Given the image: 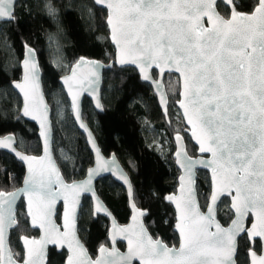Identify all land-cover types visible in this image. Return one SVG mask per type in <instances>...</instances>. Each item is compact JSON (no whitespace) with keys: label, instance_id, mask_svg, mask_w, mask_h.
<instances>
[{"label":"snow or ice","instance_id":"obj_1","mask_svg":"<svg viewBox=\"0 0 264 264\" xmlns=\"http://www.w3.org/2000/svg\"><path fill=\"white\" fill-rule=\"evenodd\" d=\"M109 10L108 24L111 38L118 49L119 62L139 69L144 81H150L160 90L162 76L157 80L151 70L159 74L179 73L183 79L180 107L191 126V135L199 144L201 156L210 154L211 159L188 155L186 148L178 150L177 163L184 170L188 183L192 185L186 198L175 201L178 210L175 228L180 233L179 248L169 247L160 239H153L142 226L139 233L130 228L113 225L114 233H124L129 252L121 254L114 247L99 249L101 256L92 260L76 238L77 197L92 191L94 176L108 172L117 180L132 187L128 177L119 170L115 159H104L89 133V142L96 152V167L89 169L88 179L83 182L65 183L51 156V122L42 97L29 106L25 85L14 87L24 92L26 103L23 115L39 120L40 135L44 140L43 156H28L14 147V137L0 138V149H9L27 164L25 187L22 194L28 199V215L33 226L44 230L40 240L22 237L25 254L16 259L6 241L5 231L17 225L14 212L16 192L0 191V264H46L45 246L59 244L71 235L70 252L78 250V259L72 255L67 264H233L237 248V237L246 234L250 247L251 264H264V0H255L249 12L236 11V0H221L228 14L217 11V0H93ZM16 0H0V21L11 22L15 18ZM54 13L53 8H49ZM83 58L77 66L84 64ZM24 81L35 90L39 87L35 54L27 49L23 62ZM93 67H98L93 65ZM76 77L64 78L72 96L75 119L80 121L77 94L69 83ZM98 79V76H97ZM90 82L84 90L95 97ZM96 98V108L102 106ZM160 102L166 111L163 95ZM79 127L86 129L82 122ZM175 139L182 141L177 133ZM198 167L211 169L210 204L207 212L200 210L195 201V171ZM183 182L185 176H181ZM184 185L181 184V191ZM227 194L232 198L235 219L228 228L215 219V205ZM57 199L64 201V232L51 220L53 205ZM35 204V211L32 205ZM136 208L135 203L132 204ZM107 213L99 201L94 214ZM139 216L145 215L137 210ZM254 217L251 226L245 221ZM133 221L137 217L133 216ZM131 233V234H130ZM115 235H113V242ZM260 244L262 254L255 251ZM31 245V247L29 246ZM38 246V247H37Z\"/></svg>","mask_w":264,"mask_h":264},{"label":"trees","instance_id":"obj_2","mask_svg":"<svg viewBox=\"0 0 264 264\" xmlns=\"http://www.w3.org/2000/svg\"><path fill=\"white\" fill-rule=\"evenodd\" d=\"M239 12H249L255 0H236ZM49 8L55 11L51 13ZM221 15L228 9L218 4ZM107 12L95 6L93 0H26L15 10V20L0 24V136L14 134L17 148L28 155L39 156L41 144L38 129L21 116V100L12 84L21 80L24 47H33L43 71V86L52 108L54 155L67 182L85 177L93 157L85 137L71 116L70 104L60 79L81 58L115 60V50L109 39ZM169 96L167 113H163L152 88L141 82L136 70L114 66L104 73L103 105L105 112L94 111L88 99L84 101V120L92 128L106 156L115 153L129 174L134 188L136 206L147 212L145 224L156 239L168 246H178L174 232L175 212L165 202L178 187L179 171L175 166L173 137L184 134L186 126L176 106L179 99V79L167 76ZM156 142H158V145ZM187 150L196 156L197 149L187 139ZM24 166L14 157L0 151V191L12 192L23 183ZM209 176L199 173L198 191L201 206L206 208L210 190ZM97 191L121 225L128 223L131 213L125 190L111 178L98 182ZM229 200L220 205L219 220L227 226L233 220ZM18 227L11 235V248L23 257L22 237H38L31 229L22 202L18 207ZM109 221L95 217L89 199H85L79 217V233L90 255L95 258L100 247L108 245ZM124 249L123 244H118ZM249 241L239 242L238 264H248ZM255 250L259 252L260 244ZM66 252L49 251L48 264H64Z\"/></svg>","mask_w":264,"mask_h":264},{"label":"water","instance_id":"obj_3","mask_svg":"<svg viewBox=\"0 0 264 264\" xmlns=\"http://www.w3.org/2000/svg\"><path fill=\"white\" fill-rule=\"evenodd\" d=\"M23 1H26V0H16V4H15V8H14V11L16 10V7L19 3L23 2ZM221 3V0H217V4ZM96 7L98 8H101V9H104L106 12H107V20H106V24H107V28L109 30V39H110V42H111V45L113 46L114 50H115V60L110 62L109 64H105L103 63L101 60H98V59H94V58H88V57H81L83 58V61L85 62L84 64L80 65V66H77L78 65V62L81 61V58L71 67L70 71L68 74H66L65 76H63L61 79H60V83H61V86L63 88V91H64V94L66 95L67 99H68V102L70 104V110H71V116L73 118V121L76 125V127L78 128V130L80 131V133L85 137V142H86V145L87 147L89 148L91 154H92V157H93V164L90 168H88L87 172H86V175L83 179L81 180H78V181H75V182H83L85 180L88 179V171L89 169H93L96 167V152L94 150V148L92 147V144L89 142V133H91V139L94 140L95 142V147L99 149L100 151V154L101 156L106 159V160H112V159H115L117 165L119 166V170L121 172H123L129 179L130 183H131V187H132V196L130 197L129 196V192H128V185L124 184L122 181H119L117 180L114 176H112L110 173L108 172H102L100 175L98 176H94L93 177V180H92V191H89V192H86V193H82L80 194L77 199L79 200V204L76 205V209H77V218H76V229H75V232H76V238L79 240L80 244L83 245L84 249L86 250V254H87V257L91 258L92 260H96L98 259L100 256H101V253L99 251V248L98 251H97V255L95 258H93L86 245L84 244L83 240L81 239V236H80V233H79V217H80V213H81V208H82V205H83V202H84V199L85 198H88L90 200V203H91V209H92V212H93V215L95 217H103L105 219H107L109 221V230H108V245H105L103 247L107 248L108 250H112V248L114 247L115 249H117L121 254H127L129 252V244H128V240L125 238V234L124 233H119V232H115L114 233V229H113V225H117L119 227H127V228H130L131 232H135L136 234L139 233V229L140 227L142 226L143 228H145L147 230V234L152 236V234L149 232L146 224H145V217L147 216V212L145 210H142L140 209L138 206H136L135 209H133L132 207V204L135 203L134 202V188H133V184H132V181H131V178L129 176V174L127 173V171L124 169V167L122 166L121 162L119 161L118 157L116 156L115 153H112L110 154V156H106L104 154V152L102 151V148L100 147L99 145V142L92 130V128L90 127V125L84 120V101L86 99H88L91 103V106L92 108L94 109L95 112H97L98 114H103L105 112L104 110V105H103V86H104V73L105 71H108V70H111L114 66H116L117 68L119 69H126V68H130V69H134L137 71L139 77H140V80L142 83L144 84H148L152 90H153V93L154 95L156 96L157 98V101H158V104L162 110V112L165 114L167 113L168 111V106H169V96H168V92H167V89H166V85H165V79L167 76H171V75H174L176 76L178 79H179V85H180V93H179V100L176 102V106L178 108V110L180 111L181 115H182V118H183V121H184V124L186 126V130H185V134L188 135L190 141L192 142V144L196 147L197 149V155L194 157V156H191L189 153H188V150H187V141L185 139V136L182 135V134H179L180 136L183 137V140L182 141H177L175 139L176 135L173 137V140H174V144H175V152L173 154V158H174V161H175V166L176 168L178 169L179 171V177H178V187H177V190L176 192L174 193H171V194H168L165 198V202L169 205L172 206L174 212H175V224H174V232L176 233V235L178 236V246H173L175 248H179L180 246V233H179V230H177L175 228V225L177 223V217L179 215L178 213V210H177V207H176V202L175 201H169L167 199L168 196H175L178 200L181 199L182 197L186 198L189 194V191L191 190L192 188V185H190L188 183V179L184 173V170L179 166V164L177 163V157L175 156V153L176 151L178 150V147L180 148V150H184L186 148V151L188 153L189 156L193 157V158H196V157H200V158H205V159H211V156L210 154H204L203 156H201L200 152H199V144L198 142L196 141V138L195 137H192L191 135V126L188 125L186 123V119L184 118L183 116V112H184V109L180 107V101L183 100V96L181 95L182 91H183V87H182V84H183V79L182 77L180 76L179 73H175V72H168L167 70L162 73V74H159V69L157 68H153L151 70V73H152V76L153 77H156L157 80L159 81V79L161 78L162 76V79H163V83L161 84V88L160 90H157L155 88V85L152 84L150 81H144L142 79V74L140 73L139 69L135 66H132V65H122L120 62H119V56H118V49H117V46L115 44V42L112 40L111 38V27L110 25L108 24V16H109V10L107 9L106 6H102V5H98L96 3H94ZM217 11H218V7H217ZM236 11L237 8H236ZM219 12V11H218ZM15 18L12 20L14 21ZM11 21V22H12ZM0 23H9L7 21H0ZM32 49L34 54H35V61L37 63V68H38V83H39V87L35 90L32 89L31 85L30 84H25V81H24V67H23V62L24 60L26 59V55H27V49ZM93 65H97L98 67H93ZM21 68H22V77H21V80L17 81V82H14L12 84V88L14 90V92L19 96L20 100H21V116L29 123L31 124H34L36 126V128L38 129V137H39V140H40V144H41V154L39 156H43L44 155V140H43V137L40 135L41 133V126H40V122L39 120H33L31 119V117L29 116H24L23 115V108L25 106V103H26V99H25V94L24 92L20 91V89H17L14 87V84L15 83H21V84H24L25 85V91L28 92V100L27 102L29 103V106L31 107L32 104L34 103H38L42 97V101H43V104L41 105V107H44L46 106L47 109H48V113H47V116H48V120L51 122V156H52V159L54 161V163L56 164V166L58 167L59 171H60V174L62 176V178L64 179L65 183H72V182H67L66 179L64 178L63 174H62V171L60 169V166L56 160V157L54 155V149H53V143H54V132H53V121H52V108L47 100V97H46V94H45V91H44V86H43V71H42V68H41V64H40V60H39V56H38V53L37 51L31 47V46H28L26 45L24 47V58L22 60V63H21ZM73 69H75V72H76V77L74 80L70 81L69 83L72 85V88H71V91L76 93L77 94V103H78V108H79V114H80V121L78 122L76 119H75V111L73 110V107H72V96L69 94V86L67 84L64 83V78L65 77H68V76H71L72 74V71ZM97 76H98V79H97ZM95 81L94 83L91 84V87L95 90V97H98L99 98V102L101 104V108L100 109H97L96 108V98L93 96V95H90L88 91H85L84 89L86 87H88V85L90 84V82H93ZM161 95H163L164 99L166 100V104H167V108H166V111L164 109V106L161 104L160 102V97ZM82 122L84 125H86V129H82L79 127V123ZM5 136H12L14 137V147L16 148L17 151H20L18 148H17V138L14 134H8V135H5ZM5 136H0V138H3ZM1 152H4L6 154H9L11 155L12 157L15 158V160L19 163H21L24 168H25V176H24V179L26 177V174H27V164L25 162H22L21 160H19L13 152H11V150L9 149H0ZM21 152V151H20ZM22 154H25L23 152H21ZM25 155H28V154H25ZM28 156H34V155H28ZM37 156V157H39ZM200 172H206L208 173L209 175V178H210V184H211V169H205V168H202V167H198L195 171V196H194V199L195 201L198 202L199 204V207H200V210L202 212H207V206H209L210 204V196H209V200H208V204L206 206L205 209H202V206H201V202H200V198H199V191H198V180H199V173ZM181 176H185V180L182 182L180 180V177ZM105 178H111L114 182H116L117 184H119L126 192V195H127V198H128V205H129V210H130V213H131V216H130V219L128 221L127 224L125 225H121L117 219L115 218V216L112 214V212L110 211V209L106 206V204L104 203V201L102 200V198L100 197L98 191H97V184L99 181H101L102 179H105ZM24 179H23V183L22 185L15 191H12V192H16L17 193V199L14 203V212H15V215H16V219H17V225L11 229H6L5 231V236H6V241L7 243L9 244V246L11 247V235H12V232L15 231L18 227V207L19 205L23 202L24 203V206H25V213H26V216L29 220V224H30V227L32 230L34 231H37L39 233L38 237H27L29 240L31 239H36V240H40L43 236H44V230L41 229L39 226H38V222H37V226H33L32 224V218L31 216L28 215V199L26 196H24L21 192V190L25 187V184H24ZM183 183L184 185V188H183V191H181V184ZM5 193H10V192H5ZM225 199H228L230 204H229V208L230 210L232 211L233 213V219H235V209L232 207V198L230 196H228L227 194L221 196L216 205H215V219L217 222H219L221 224L222 227L224 228H228L230 225H231V222L229 223V225L227 226H224L220 220H219V207L221 205V203L223 202V200ZM99 201L100 204H102L104 206V208L107 209V213H104V212H101L99 214H94V208H95V204L96 202ZM35 204L32 205V210L35 211ZM64 208H65V205H64V201L63 199H57L53 205V215L51 216V220L52 222L55 224V226L59 229V231L61 233L64 232ZM137 210H140V211H143L145 213V215L143 216H139L138 215V212ZM133 216H136L137 217V221L134 222L133 221ZM251 219V221H250ZM254 220V217L249 215V217L247 218V220L245 221V223L247 224L248 227L251 226V223L252 221ZM250 221V222H249ZM131 234V233H130ZM113 235H115V240L113 242ZM153 237V236H152ZM243 237H247L246 234H241L240 236L237 237V248H236V252L233 256V264H238V260H237V257H238V252H239V242L240 240L243 238ZM153 239H156L153 237ZM160 240H162L161 238H158ZM248 239V238H247ZM163 241V240H162ZM72 243V247L75 248V243L74 241H72V238H71V235H69L68 237H66L63 241H61V243L59 244H51V243H48L46 244L45 246V251H46V264H48V261H49V251L50 249H55L58 253H62L63 251L66 252L67 256H66V260H65V263L64 264H67V260H68V257L70 255L73 256L74 259H78L79 256H78V250L76 252H70L69 251V243ZM164 244H166L164 241H163ZM20 244H21V247L23 249V256L25 254V245H24V241L23 239L21 238L20 240ZM118 244H123L124 246V249H120ZM167 245V244H166ZM31 247V245H29ZM38 247V246H37ZM170 247V246H169ZM257 254H262V252L260 251L259 253L257 252ZM248 259H249V264H251V256L248 252ZM133 264H140V260L139 258H135L133 260Z\"/></svg>","mask_w":264,"mask_h":264},{"label":"flooded vegetation","instance_id":"obj_4","mask_svg":"<svg viewBox=\"0 0 264 264\" xmlns=\"http://www.w3.org/2000/svg\"><path fill=\"white\" fill-rule=\"evenodd\" d=\"M0 24H1V23H0ZM178 100H179V99H178ZM179 134H182V133H179ZM182 135L185 136V139H186V141H187V139L189 138L188 135L185 134V133L182 134ZM189 141H190V139H189ZM196 155H197V154H196ZM194 157H195V156H194ZM208 176H209V175H208ZM209 182H210V178H209ZM209 193H210V190H209ZM85 199H88V198H85ZM85 199H84V200H85ZM89 201H90V200H89ZM250 221H251V219H250ZM250 221H249V222H250ZM255 251H256V250H255ZM260 251H261V248H260L259 252H260ZM256 252H258V251H256ZM259 252H258V253H259ZM248 264H249V259H248Z\"/></svg>","mask_w":264,"mask_h":264},{"label":"rangeland","instance_id":"obj_5","mask_svg":"<svg viewBox=\"0 0 264 264\" xmlns=\"http://www.w3.org/2000/svg\"><path fill=\"white\" fill-rule=\"evenodd\" d=\"M158 144V142H156ZM159 145V144H158ZM160 146V145H159ZM203 209V208H202ZM221 211L220 207H219V212Z\"/></svg>","mask_w":264,"mask_h":264}]
</instances>
